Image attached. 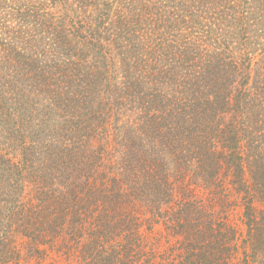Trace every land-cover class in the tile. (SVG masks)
<instances>
[{"label": "trees", "instance_id": "obj_1", "mask_svg": "<svg viewBox=\"0 0 264 264\" xmlns=\"http://www.w3.org/2000/svg\"><path fill=\"white\" fill-rule=\"evenodd\" d=\"M0 264H264V0H0Z\"/></svg>", "mask_w": 264, "mask_h": 264}]
</instances>
